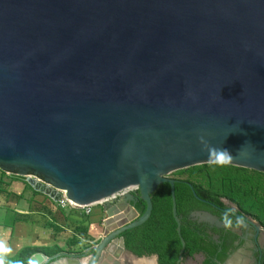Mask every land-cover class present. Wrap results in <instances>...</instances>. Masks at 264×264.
I'll return each mask as SVG.
<instances>
[{"label":"water","instance_id":"obj_1","mask_svg":"<svg viewBox=\"0 0 264 264\" xmlns=\"http://www.w3.org/2000/svg\"><path fill=\"white\" fill-rule=\"evenodd\" d=\"M212 148L264 173V0H0V169L54 201L99 203L110 221L145 203L88 251L29 264L136 256L122 235L150 218L163 183L181 264L168 175L216 163Z\"/></svg>","mask_w":264,"mask_h":264},{"label":"crops","instance_id":"obj_2","mask_svg":"<svg viewBox=\"0 0 264 264\" xmlns=\"http://www.w3.org/2000/svg\"><path fill=\"white\" fill-rule=\"evenodd\" d=\"M67 210L70 209L59 206L27 182L0 169V245L6 249L0 255L15 258L21 253L26 254V264H29L30 258L37 254L53 257L62 253L88 251L93 246H87L81 252L76 247L78 240L82 239V232L87 234L86 227L88 230L90 222L70 221L72 217L68 213V216L65 214L69 219L67 222L58 220L59 215ZM97 214L91 219L92 222L98 223L102 219V213ZM67 234L68 238L64 240L63 235ZM88 259L84 258L83 263L86 264ZM60 263L66 264L62 260Z\"/></svg>","mask_w":264,"mask_h":264},{"label":"flooded vegetation","instance_id":"obj_3","mask_svg":"<svg viewBox=\"0 0 264 264\" xmlns=\"http://www.w3.org/2000/svg\"><path fill=\"white\" fill-rule=\"evenodd\" d=\"M198 197L201 204L179 216L180 222L187 223L192 241L200 246V251L186 257L198 259L200 264H264V226L219 196L217 202ZM135 201L143 204L138 196Z\"/></svg>","mask_w":264,"mask_h":264},{"label":"rangeland","instance_id":"obj_4","mask_svg":"<svg viewBox=\"0 0 264 264\" xmlns=\"http://www.w3.org/2000/svg\"><path fill=\"white\" fill-rule=\"evenodd\" d=\"M168 177L200 186L205 191L233 203L235 207L264 226V173L230 164L205 163L172 171ZM93 210L91 215H84L81 211L70 209L63 214H58L60 216L58 220L60 219L61 222L63 220L64 223L69 219L75 222L85 220L87 223L90 222L89 224H96L91 219L99 212L104 216V210L101 205H96ZM66 213L75 220L68 219ZM86 231L87 234L81 231L83 240L79 239V244L76 247L79 252L87 246H95L100 241L99 233L90 234L87 227ZM67 238L68 234L63 235L64 240ZM25 255H22L23 257L20 259L17 257L6 258L1 255L0 258H3L4 264H26L28 260ZM181 264L200 263L198 259L186 257Z\"/></svg>","mask_w":264,"mask_h":264},{"label":"trees","instance_id":"obj_5","mask_svg":"<svg viewBox=\"0 0 264 264\" xmlns=\"http://www.w3.org/2000/svg\"><path fill=\"white\" fill-rule=\"evenodd\" d=\"M192 185L198 196L215 202L218 201L219 197L217 195L205 191L198 185ZM175 197L178 216L187 215L188 212L201 204L194 197L190 186L185 180H179L175 184ZM151 198L153 209L150 218L142 225L123 233L125 247L138 257L157 255L158 264H176L181 242L176 231L177 224L172 214L170 185L168 183L159 185ZM132 205L140 214L143 213L145 203L140 205L134 201ZM181 222V234L186 242L184 259L186 255L200 251V246L192 241L187 223L183 220ZM21 257H23L22 253L17 258L20 259Z\"/></svg>","mask_w":264,"mask_h":264},{"label":"built area","instance_id":"obj_6","mask_svg":"<svg viewBox=\"0 0 264 264\" xmlns=\"http://www.w3.org/2000/svg\"><path fill=\"white\" fill-rule=\"evenodd\" d=\"M58 191L61 193L60 198L56 201L59 204V206H61L63 208L81 211L84 215H91L94 211L93 210L94 207L96 205H101L99 203L87 204V205L76 204L66 197L65 191H63V190H58ZM125 191L136 192L137 187H130V188H128V190H125ZM125 191H122V192L115 194L110 199H113V198L117 199ZM138 215H139V213L137 212V210H135L132 206H128L122 212H120V214L113 216V219L110 221L109 220L110 218L106 215V213L104 211V216L102 217L100 222L96 223L99 227V232H98L99 238L100 239L102 238L106 229H114L120 225L129 223L130 221L136 219L138 217ZM90 225H89V227H90ZM88 230H89V228H88Z\"/></svg>","mask_w":264,"mask_h":264},{"label":"bare ground","instance_id":"obj_7","mask_svg":"<svg viewBox=\"0 0 264 264\" xmlns=\"http://www.w3.org/2000/svg\"><path fill=\"white\" fill-rule=\"evenodd\" d=\"M89 233L97 234L99 227L97 224H91L89 227ZM112 249V248H111ZM113 258L117 259L121 264H158L154 257L152 258H140L126 254L120 247L112 249Z\"/></svg>","mask_w":264,"mask_h":264},{"label":"clouds","instance_id":"obj_8","mask_svg":"<svg viewBox=\"0 0 264 264\" xmlns=\"http://www.w3.org/2000/svg\"><path fill=\"white\" fill-rule=\"evenodd\" d=\"M215 160L216 163L218 164H226L229 163L230 160L232 159V155L231 152L224 148V149H209V160ZM226 224L228 226H231V221L230 220H226ZM6 251V249H4L3 245H0V252ZM0 264H4V260L3 258H0Z\"/></svg>","mask_w":264,"mask_h":264}]
</instances>
